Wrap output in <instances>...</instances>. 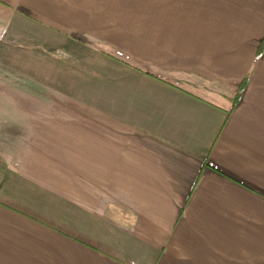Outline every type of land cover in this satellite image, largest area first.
Listing matches in <instances>:
<instances>
[{
    "label": "crops",
    "instance_id": "1",
    "mask_svg": "<svg viewBox=\"0 0 264 264\" xmlns=\"http://www.w3.org/2000/svg\"><path fill=\"white\" fill-rule=\"evenodd\" d=\"M0 264H264V0H0Z\"/></svg>",
    "mask_w": 264,
    "mask_h": 264
},
{
    "label": "rangeland",
    "instance_id": "2",
    "mask_svg": "<svg viewBox=\"0 0 264 264\" xmlns=\"http://www.w3.org/2000/svg\"><path fill=\"white\" fill-rule=\"evenodd\" d=\"M32 54H30V50L28 49H6L5 60L15 64L16 67H23L24 69L32 68L34 69L38 75L46 76L49 79H54L56 76L62 71H64V56H58L57 59L53 57V55L46 56V52L40 50H31ZM30 55H33L34 59H30ZM48 55V54H47ZM36 56V57H35ZM36 58V59H35ZM62 58V59H60ZM47 61V66L44 64H36L35 62H43ZM62 62V63H61ZM25 71V70H24ZM54 85L61 86L64 82L52 80L50 82Z\"/></svg>",
    "mask_w": 264,
    "mask_h": 264
}]
</instances>
